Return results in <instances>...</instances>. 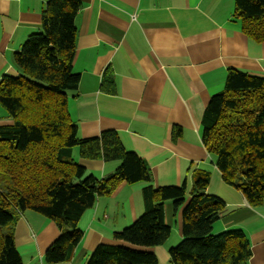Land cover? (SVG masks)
Masks as SVG:
<instances>
[{
	"label": "crops",
	"instance_id": "obj_1",
	"mask_svg": "<svg viewBox=\"0 0 264 264\" xmlns=\"http://www.w3.org/2000/svg\"><path fill=\"white\" fill-rule=\"evenodd\" d=\"M48 1L0 0V81L19 74L14 55L40 30ZM81 1L73 64L80 84L66 93L70 119L81 139L114 131L149 166L152 181L122 182L100 197L80 222L84 237L74 256L58 264H87L102 244L129 246L113 235L143 214V190L187 181L191 192L199 170L210 172L207 193L224 203L214 233L244 231L252 249L248 264H264V204L251 206L224 181L202 141L205 110L225 90L229 70L264 78V42L243 32L235 0ZM13 123L0 105V127ZM73 159L99 180L120 166L82 158L75 149ZM165 222L181 241L183 208L175 212L166 203ZM10 230L23 264H49L46 252L60 236L53 220L26 210ZM171 236L150 251L160 264H172Z\"/></svg>",
	"mask_w": 264,
	"mask_h": 264
},
{
	"label": "trees",
	"instance_id": "obj_2",
	"mask_svg": "<svg viewBox=\"0 0 264 264\" xmlns=\"http://www.w3.org/2000/svg\"><path fill=\"white\" fill-rule=\"evenodd\" d=\"M243 32L264 42V0H235ZM81 0H49L40 30L15 53L19 74L0 81V105L13 118L0 127V264H23L11 226L33 210L53 220L60 236L47 250L49 264L72 259L83 240L80 222L102 196L122 182L152 181L149 166L127 151L114 131L81 139L70 119L68 91L80 75L73 72L76 16ZM202 141L224 181L240 190L249 204H264V78L231 69L226 88L210 100L202 120ZM79 148L86 159L119 161L112 176L99 180L73 159ZM210 172L199 170L191 192L181 186L143 190L144 212L113 235L117 243L102 244L87 264H160L158 257L137 248L164 245L171 236L165 204L183 208L182 242L169 250L172 264H248L250 242L242 230L214 233L224 209L221 199L207 193Z\"/></svg>",
	"mask_w": 264,
	"mask_h": 264
},
{
	"label": "rangeland",
	"instance_id": "obj_3",
	"mask_svg": "<svg viewBox=\"0 0 264 264\" xmlns=\"http://www.w3.org/2000/svg\"><path fill=\"white\" fill-rule=\"evenodd\" d=\"M75 151H79V148H75ZM1 179V178H0ZM1 186H2V184H0ZM183 240V239H182ZM182 240L181 241H179V239H178V237L176 236V234H174V235H172L171 236V239L169 240L170 242H174L175 243V245H172L173 247H176V246H178L181 242H182ZM135 249L136 250H141V251H151V249L152 248H137V247H135Z\"/></svg>",
	"mask_w": 264,
	"mask_h": 264
}]
</instances>
